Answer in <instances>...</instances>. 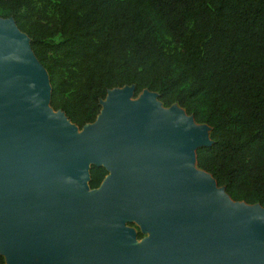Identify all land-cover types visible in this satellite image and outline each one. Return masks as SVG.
Returning a JSON list of instances; mask_svg holds the SVG:
<instances>
[{"label": "water", "instance_id": "1", "mask_svg": "<svg viewBox=\"0 0 264 264\" xmlns=\"http://www.w3.org/2000/svg\"><path fill=\"white\" fill-rule=\"evenodd\" d=\"M108 92L82 130L50 104L29 37L0 19V256L6 264H264V207L200 170L210 128L156 93ZM80 131H82L80 133ZM108 176L91 190L90 171ZM137 223L141 239L126 227Z\"/></svg>", "mask_w": 264, "mask_h": 264}, {"label": "trees", "instance_id": "2", "mask_svg": "<svg viewBox=\"0 0 264 264\" xmlns=\"http://www.w3.org/2000/svg\"><path fill=\"white\" fill-rule=\"evenodd\" d=\"M0 17L29 37L51 108L80 130L109 91L156 93L210 128L198 168L232 201L264 207V0H0ZM90 175L97 190L108 172Z\"/></svg>", "mask_w": 264, "mask_h": 264}, {"label": "rangeland", "instance_id": "3", "mask_svg": "<svg viewBox=\"0 0 264 264\" xmlns=\"http://www.w3.org/2000/svg\"><path fill=\"white\" fill-rule=\"evenodd\" d=\"M21 14L25 15V14H28V12L24 10V11L21 12ZM32 16H33V15H32ZM33 18L35 19V16H33ZM0 19H3V18L0 17ZM10 19H13V18H10ZM13 20H14V19H13ZM140 95H141V94H140ZM140 95H139L137 98H134L133 101L138 100V99L140 98ZM178 108H180V107H178ZM182 110H183V109H182ZM183 111H184V110H183ZM197 125H198V123H197ZM199 125H203V124H199ZM81 132H82V131H80V133H81ZM126 227H127L128 229H132V230H134V231L136 232V234H141V235L143 236V239H144V238H149V237L151 236V234H143L142 231H141V226H140L139 224H137V223L127 224ZM140 241H142V240H139V242H140ZM33 264H43V263L40 261V259H35L34 262H33Z\"/></svg>", "mask_w": 264, "mask_h": 264}]
</instances>
